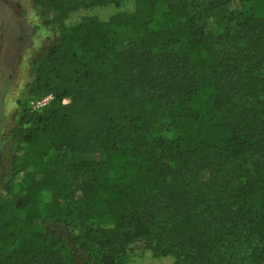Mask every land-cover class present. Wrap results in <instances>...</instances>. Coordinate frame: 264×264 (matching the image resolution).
Instances as JSON below:
<instances>
[{
	"label": "trees",
	"instance_id": "1",
	"mask_svg": "<svg viewBox=\"0 0 264 264\" xmlns=\"http://www.w3.org/2000/svg\"><path fill=\"white\" fill-rule=\"evenodd\" d=\"M33 4L59 39L9 131L0 264H224L229 239L264 264V0Z\"/></svg>",
	"mask_w": 264,
	"mask_h": 264
},
{
	"label": "rangeland",
	"instance_id": "2",
	"mask_svg": "<svg viewBox=\"0 0 264 264\" xmlns=\"http://www.w3.org/2000/svg\"><path fill=\"white\" fill-rule=\"evenodd\" d=\"M114 30L123 45L132 36L125 28L114 27ZM58 39V29L44 25L33 0H0V181L5 178L10 166L9 131L17 121L20 103L25 106L30 97L31 64ZM68 101L66 99L65 103ZM247 249L248 246L240 244L238 239H229L222 252L225 261L229 260L230 264H244ZM142 251L140 244L131 250L132 264H171L168 259L154 258ZM28 264H32L30 260Z\"/></svg>",
	"mask_w": 264,
	"mask_h": 264
},
{
	"label": "built area",
	"instance_id": "3",
	"mask_svg": "<svg viewBox=\"0 0 264 264\" xmlns=\"http://www.w3.org/2000/svg\"><path fill=\"white\" fill-rule=\"evenodd\" d=\"M53 100V96L52 95H45L41 98L38 99H31L28 102V107L32 110V111H40L41 109L45 108L51 101ZM66 100H64L63 102L65 103Z\"/></svg>",
	"mask_w": 264,
	"mask_h": 264
}]
</instances>
